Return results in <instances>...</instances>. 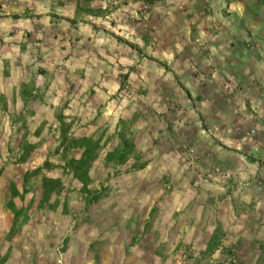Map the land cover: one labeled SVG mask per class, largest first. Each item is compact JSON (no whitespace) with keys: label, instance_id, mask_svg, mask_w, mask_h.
Instances as JSON below:
<instances>
[{"label":"crops","instance_id":"obj_1","mask_svg":"<svg viewBox=\"0 0 264 264\" xmlns=\"http://www.w3.org/2000/svg\"><path fill=\"white\" fill-rule=\"evenodd\" d=\"M121 1L0 0V143L21 145L27 133L58 143V114L77 137L114 135L133 121L143 167L130 171L131 158L111 185L143 207V221L161 201L153 234L170 232L195 255L211 253L217 239L221 257L232 250L256 262L264 255V0H128L113 12ZM42 151L26 168H6L0 186L36 169L29 165Z\"/></svg>","mask_w":264,"mask_h":264},{"label":"rangeland","instance_id":"obj_2","mask_svg":"<svg viewBox=\"0 0 264 264\" xmlns=\"http://www.w3.org/2000/svg\"><path fill=\"white\" fill-rule=\"evenodd\" d=\"M90 1L83 0V4H89ZM142 1L151 7H166L169 3L179 2ZM127 2L124 0L121 4H114L113 7L117 8L113 12ZM123 13L127 16L129 14L125 11ZM134 20L140 21L137 17ZM4 117V114H0V120ZM17 118L20 119L19 116ZM58 129L59 125L55 130ZM71 129L70 132L74 134L76 130L72 132ZM100 136L104 140L111 139L110 145L116 146L117 140L111 133L102 132L97 137ZM26 137L23 144L34 145L35 152L43 149L35 160L37 163L29 167L38 168L47 160L52 167L31 180L32 188L29 186L31 191L28 193L23 185L24 170L21 174L17 171L10 185L0 186V264H244L245 261L240 263V258L250 260L248 264H264V255L255 256L256 262L253 261V255L240 256L232 250L226 257H221L216 254L218 250L223 251L215 248L220 245L217 241L211 253L195 255L188 243L176 241L172 233L157 231L153 234L155 218L162 211L161 201L155 200L150 220L143 221V207H135L128 199L129 192L120 191L111 185L112 179L126 171L128 165L109 171L104 154L90 171L91 183L87 189L95 199L94 203L90 202L91 197L84 192L82 185L64 172L62 156L53 155L57 141L53 142L50 138V142H37L33 133L30 136L27 133ZM19 146L22 144L19 145L16 139L8 144L0 143V177L8 167L18 170L32 162L31 154L26 163H18L22 152L17 150ZM7 152L9 155L4 159L3 155ZM132 158L139 166L144 154L136 148ZM44 175L62 180L61 190H57L51 199L52 203L57 202L55 208L38 207L42 198L41 177ZM20 209L25 212L12 234L14 213ZM134 214L138 215L135 221H132L133 217L129 220L128 217Z\"/></svg>","mask_w":264,"mask_h":264},{"label":"trees","instance_id":"obj_3","mask_svg":"<svg viewBox=\"0 0 264 264\" xmlns=\"http://www.w3.org/2000/svg\"><path fill=\"white\" fill-rule=\"evenodd\" d=\"M96 14L100 15L102 12L96 11ZM57 118L60 124V135L58 145L55 148L53 155L62 156L64 161V172L82 185L83 189H85L84 192L91 197L90 202L94 203L95 199L92 197L93 195L91 191L87 189L88 185L91 183L90 171L103 154L105 155V163L107 166L114 170L125 165L132 158L133 153L136 151V131L133 129V121L120 122V128H118V131L113 135V138L117 140V144L116 146H111V139L104 140L102 136H75L70 132L71 126L65 122L64 116L58 114ZM35 148L34 145L22 143V146H20L22 152L19 156L18 163H26ZM50 167H52V164L47 160L42 166L25 173L23 185L26 193L31 191V180L40 176L44 170L49 169ZM142 167V165H134L130 171L141 169ZM41 188L42 198L38 207L43 208L49 206L55 208L57 202L52 203L51 199L57 190H61L62 180L44 175L41 177ZM10 207H13V204H10ZM24 212V209H20L14 213L12 234L16 231L19 218ZM216 240L217 239H214L210 243V252L215 249L214 244L216 243Z\"/></svg>","mask_w":264,"mask_h":264},{"label":"built area","instance_id":"obj_4","mask_svg":"<svg viewBox=\"0 0 264 264\" xmlns=\"http://www.w3.org/2000/svg\"><path fill=\"white\" fill-rule=\"evenodd\" d=\"M187 151L190 152V153H194V148L193 147H188Z\"/></svg>","mask_w":264,"mask_h":264}]
</instances>
